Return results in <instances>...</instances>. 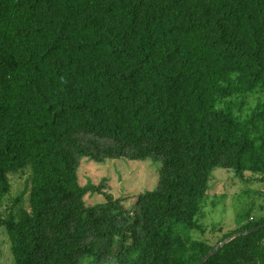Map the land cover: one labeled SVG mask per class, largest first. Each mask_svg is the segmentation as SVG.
<instances>
[{
    "label": "trees",
    "instance_id": "trees-1",
    "mask_svg": "<svg viewBox=\"0 0 264 264\" xmlns=\"http://www.w3.org/2000/svg\"><path fill=\"white\" fill-rule=\"evenodd\" d=\"M83 156L161 159L158 186L88 204ZM30 164L15 264H264V217L192 234L215 168L264 182V0H0V198Z\"/></svg>",
    "mask_w": 264,
    "mask_h": 264
},
{
    "label": "rangeland",
    "instance_id": "rangeland-1",
    "mask_svg": "<svg viewBox=\"0 0 264 264\" xmlns=\"http://www.w3.org/2000/svg\"><path fill=\"white\" fill-rule=\"evenodd\" d=\"M243 105L247 110L256 104V95L246 97ZM161 159H132L127 156L105 158L102 161L81 157L78 167L80 183L95 184L100 188L85 195L88 204L106 201L110 193L119 198L122 205L133 209L136 198L146 190L157 188L160 178ZM31 164L10 172L9 192L0 198V264H15L11 241L3 221L11 215L18 216L21 209L30 210ZM255 175L246 172L242 177L235 171L217 167L212 171L209 190L200 202L195 220L201 228L192 234L210 244L218 243L234 228L264 217V182L256 181ZM80 264H113V259L96 260L84 257Z\"/></svg>",
    "mask_w": 264,
    "mask_h": 264
},
{
    "label": "water",
    "instance_id": "water-1",
    "mask_svg": "<svg viewBox=\"0 0 264 264\" xmlns=\"http://www.w3.org/2000/svg\"><path fill=\"white\" fill-rule=\"evenodd\" d=\"M262 227H264V224L261 225V226H258V227H255V228L249 230V232L257 231V230H259V229L262 228ZM228 240H229V239H225L224 242H227ZM222 243H223V242H222ZM220 244H221V243H220ZM209 256H210V254L207 256V258H208ZM204 261H205V260L201 261V264H204Z\"/></svg>",
    "mask_w": 264,
    "mask_h": 264
}]
</instances>
